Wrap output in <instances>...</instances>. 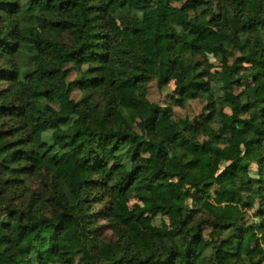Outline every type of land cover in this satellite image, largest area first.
<instances>
[{"label":"trees","instance_id":"obj_1","mask_svg":"<svg viewBox=\"0 0 264 264\" xmlns=\"http://www.w3.org/2000/svg\"><path fill=\"white\" fill-rule=\"evenodd\" d=\"M153 82L206 103L194 134ZM262 89L264 0H0V264H264ZM236 143L256 176L202 171Z\"/></svg>","mask_w":264,"mask_h":264},{"label":"rangeland","instance_id":"obj_2","mask_svg":"<svg viewBox=\"0 0 264 264\" xmlns=\"http://www.w3.org/2000/svg\"><path fill=\"white\" fill-rule=\"evenodd\" d=\"M228 37V33L226 32H217L211 39L210 42L213 43H218L221 42L223 39ZM238 53H234L230 57V66L235 65V60L238 57ZM203 58L206 60L207 64L209 65V68L211 72L215 71H221L223 70L222 66L214 56V54L209 51L205 50L203 52ZM174 83L172 82L164 91H160L157 87L156 82H153L150 84L148 87V99L153 102L157 103L161 106H170L173 109V118L176 120H180L183 125H187L188 132L190 134H194L197 125L199 124L200 121L204 119V116L206 114L205 111V104L202 100H191L189 101L185 107L180 108L177 106H174L172 103V99L174 97ZM264 92L263 89L260 91V95L263 96ZM74 97L78 99L80 97V93L76 91L74 93ZM168 127V123H162L161 124V129L165 131V129ZM201 141L203 138L200 139ZM204 141V140H203ZM222 147L224 148L223 154L216 158V157H211L210 155H203V154H198L197 157L199 158L200 161V167L202 171H208L209 173L215 174V176H218V181H226L221 174L229 170L232 166L233 163L235 162L236 159H238L241 156H247L248 158L251 159L252 161V166L250 167V174L252 176H256L258 172V167H257V160L260 156V153L256 147L250 146V145H242L239 143L234 144V146L229 147L226 144H222ZM171 169H176V166L174 164L170 165ZM218 189V186H215L214 192ZM171 189L162 191V195H168L171 194ZM222 202V200L219 197H215L211 202H205L204 207L206 208H212L215 205H219ZM135 201H131L128 205L127 208L131 209L132 206L135 204ZM144 226L150 228V227H159L161 230H168L169 229V221L165 217H158L155 219H151L149 217H145L143 219ZM100 225H106V221H100ZM104 235L103 237L110 236L111 233L107 230L104 229L102 230ZM139 232V229L137 230ZM210 230L206 229L205 230V235L208 236ZM259 233L262 234V231L259 230ZM107 238V237H106ZM207 238V237H206ZM264 248V242L261 244ZM262 247H255L254 250V255L257 257V253L260 252Z\"/></svg>","mask_w":264,"mask_h":264}]
</instances>
